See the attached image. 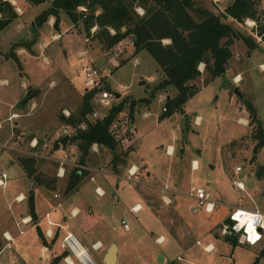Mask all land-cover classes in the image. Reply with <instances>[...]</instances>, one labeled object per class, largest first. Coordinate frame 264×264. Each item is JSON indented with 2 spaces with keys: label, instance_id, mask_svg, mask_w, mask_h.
I'll list each match as a JSON object with an SVG mask.
<instances>
[{
  "label": "rangeland",
  "instance_id": "374dc122",
  "mask_svg": "<svg viewBox=\"0 0 264 264\" xmlns=\"http://www.w3.org/2000/svg\"><path fill=\"white\" fill-rule=\"evenodd\" d=\"M9 2L17 16L0 30V144L7 147L3 149L0 146V171L6 175L4 185L0 186V222L11 226L10 212L29 214L26 195L31 184L12 159V154L15 159L19 156L33 157L39 168L48 162L47 171L53 170L54 162L46 160V152L41 154L43 157H38L17 148L27 147L32 137L36 139L37 146L42 147L46 143L47 148L53 147V141L60 137L64 126L60 120L62 111L66 110L70 114L80 108L81 94L85 88L83 69L91 65L103 76L106 89L119 95L112 103L123 97L127 102L130 99L135 101L131 114H128L126 103L118 115L125 117L130 126L133 122L137 126L136 131L132 132L133 142L126 146L114 164L124 165L126 149L133 148L135 143L136 156L129 162L139 158L150 171L149 176H143V179L151 182V185L140 184L136 169L132 180H126V169L131 166L127 164L124 169L120 168L122 178L116 180L115 177L96 176L94 181L81 184L72 195V204L85 215H90L86 214V208L90 207L93 215L101 216V222L94 228V233L104 242L110 241L118 248L117 264H128L124 255L127 258L133 256L135 264H251L264 245V239L253 245H231L224 239L209 235L212 229L219 231L220 221H224L231 206L264 212V171L259 173V167L264 166V141L254 154L252 146L255 142V126L248 124V113L240 99L232 93L233 87L223 80L218 82L221 76L209 80L202 65H198L200 75L192 81L198 89L196 93L185 101L182 111H172L160 118L166 97L173 96L175 90L167 86L151 91L162 74L145 50L133 55L128 37L106 50L82 32L80 22L73 24L61 11L57 30L52 27V17H49L38 28V34L34 35L30 29L31 21L48 5L49 0L40 5H31L24 0ZM193 2L221 15L231 0ZM257 8L264 23V0H258ZM221 20L230 23L239 33L254 38L256 25L253 21L245 19L238 23L229 17H221ZM29 40L34 41L29 49L21 46ZM261 40L255 41L264 49V37ZM233 42L236 48L243 49L244 44L240 40L235 39ZM14 44L18 46L14 47ZM255 50L253 56L264 60V54L261 53L263 50ZM9 52L15 54L18 64ZM242 57L240 51L239 59ZM247 61L248 65L253 66L252 73L260 76V83L248 72L238 84L241 91L236 89L242 99L252 103L264 137V71L254 58L250 57ZM225 75L229 76V73L225 72ZM34 90L38 92L22 103V99ZM90 103L92 105L91 100ZM243 118L246 119L245 123ZM13 120H18L19 125L12 124ZM130 126L124 136L117 139L116 147L121 148L120 141L128 137L132 128ZM169 146L173 150L168 155L165 150H169ZM33 150L37 152L40 148H28V151ZM55 155H60V152L56 151ZM92 158L89 159L93 165H108L105 161ZM193 160L196 161L195 169ZM236 166L240 170L233 173ZM71 168L67 167L65 174ZM233 179L239 180L244 190L233 186ZM95 187H99L102 193L98 194ZM198 188H202L215 203L210 213H205L197 201L188 195ZM36 191V195L33 191L32 196L34 198L35 195L37 199L36 210L42 212L44 208H49L48 196L43 189ZM17 192L24 194V199H20L22 201L11 200ZM61 201L63 207L68 198L63 200L62 195ZM135 203L139 204L138 208L130 210ZM163 215H167L168 222L163 221ZM120 217L127 221L126 231L119 227ZM177 223L178 237L183 238L184 231L187 233L185 239L189 246L185 252L167 229L168 226L172 230ZM154 235L162 239L156 242ZM195 240L200 245H195ZM208 242L214 247L211 252L202 249V245ZM55 243L54 240L52 246ZM1 244L3 247V240ZM51 252L54 255L61 253L57 244L56 250ZM10 254L11 249H2L0 261H7ZM12 255L11 261L14 264H23L18 255ZM161 255L164 261L158 262ZM176 255L183 259L175 260ZM257 264H264V255L258 257Z\"/></svg>",
  "mask_w": 264,
  "mask_h": 264
},
{
  "label": "trees",
  "instance_id": "16d2710c",
  "mask_svg": "<svg viewBox=\"0 0 264 264\" xmlns=\"http://www.w3.org/2000/svg\"><path fill=\"white\" fill-rule=\"evenodd\" d=\"M24 1L31 5H38L45 0ZM257 6L258 0H231L224 7L221 15H216L195 5L193 0H49L48 5L40 10L31 21L30 29L34 35H37L38 28L47 18L52 17L51 25L57 30L61 11L73 24L80 22L82 32L87 37L95 39L106 50L128 37L133 48L132 54L135 55L140 50H145L155 61L162 74L161 79L151 91L164 89L167 86H171L175 90L172 97L165 99L164 110L159 116L161 118L172 111H182L181 107L185 101L196 93L198 89L192 81L200 75L198 65H202L209 80H212L224 73L227 60L231 56L230 46L235 39L244 44L246 52L258 47L253 37L239 33L230 23L221 20V17H229L240 23L249 19L256 25L254 29L256 35L263 38L264 23ZM136 7L142 10L141 15L136 13ZM16 16L17 13L9 0H0V30ZM92 28L93 30L90 32ZM163 40H165L164 43ZM33 42V40H29L21 46L29 49ZM13 46L17 47L18 44ZM9 54L18 64L15 54L13 52H9ZM91 94L92 91L83 90L79 110L76 113H70L68 117L61 116L60 120L63 124L75 127L85 120V114L91 110ZM238 98L248 113V124L255 126L253 136L255 142L252 146V151L255 154L264 141L262 127L252 103L247 99H242L241 96ZM141 100L144 99H138V101ZM126 103L128 114H131L135 101L130 99L127 102L123 97L112 103L101 121L87 122L83 130L76 129L69 138L65 136L57 138L53 141V148L56 147L57 142L65 144L68 141V143L75 144L79 151V162H83L92 143L113 151L117 142L109 135L107 128L114 117L123 111ZM116 158L114 155L112 164ZM15 160L33 184L42 185L47 189L53 188L54 177L37 171L33 157L19 156ZM259 169V173L262 174L264 166H260ZM259 173H257L258 176H260ZM78 179L79 173L74 168L69 172L65 192L72 190ZM26 200L30 219H34L31 190L28 191ZM35 232L38 242L50 249L55 240L54 237L46 240L38 227H35ZM1 238L0 235V249L3 240ZM224 239L231 245L237 243L236 238L231 234L225 235ZM262 255H264V245L251 264H257L258 257ZM63 256H65V252L58 255L51 252L49 264H57Z\"/></svg>",
  "mask_w": 264,
  "mask_h": 264
},
{
  "label": "crops",
  "instance_id": "0c3cea01",
  "mask_svg": "<svg viewBox=\"0 0 264 264\" xmlns=\"http://www.w3.org/2000/svg\"><path fill=\"white\" fill-rule=\"evenodd\" d=\"M40 5V4H38ZM53 20V19H52ZM248 21V20H247ZM57 36V34H56ZM258 38V37H257ZM258 41H262L261 38L257 39ZM243 49L241 48V50H239V48H236V43L233 42L232 45L230 46V51H231V56L230 58L227 60V64H226V68L225 71L223 73V75L218 79L219 80H223V82L225 81L226 83H229V86L231 87H237L240 91L241 88L238 84H240V81L242 80V78L244 76H246V74L248 72H253V66L252 65H248V59L250 57L254 58V60L258 61L257 65L258 66H262V72L264 71V60L263 59H258L257 57L253 56V50L246 52L245 46H242ZM260 50H263L259 45L256 48L255 51L259 52ZM240 51L243 53V57L242 59H239V54ZM263 52H261L262 54H264ZM260 54V53H259ZM225 72L229 73V76L225 75ZM253 77L256 81H258L260 79V76H257L256 74L252 73ZM225 78V79H224ZM260 81V80H259ZM258 81V83H260ZM244 88V87H243ZM172 97L171 96H168ZM167 98V97H166ZM12 114V112L10 113ZM245 123L246 119L243 118L242 119ZM133 121V120H132ZM12 124H16L17 126L19 125L18 120H13L11 121ZM132 127L130 132L128 133V137L124 138L123 140L120 141V147H116L115 151L116 152H112L111 150H109L106 147H100L99 145L97 146V150L96 152L94 151H90L87 153L86 157L84 158L83 162H79L78 161V156L76 151L73 150L72 144L71 143H65V144H57L55 148H47V144H46V148L41 147V146H37L40 148V150H38L39 155L42 154L43 152H46L47 155L46 160L48 161H52L54 162V167L53 170L50 169L49 172L46 169V166L49 165L48 162H45L46 165L44 167L39 168L37 163H35V168L37 171L41 172L42 174L46 175V176H51L54 177V184H53V188L52 189H47L42 185L39 184H33L31 179L29 177H27L24 174L23 169L21 168V166L16 162L15 158H14V153L12 154V159L16 162V164L21 168L22 170V174L24 176H26L31 184L30 190L36 195V190L37 189H43L46 191L47 196H48V203H49V208H44V210L42 212H38V203H37V199L33 198V205H34V214H35V218L34 219H30V215L27 214V212H23V214H21L20 212L15 211V214H13L12 212H10V218H11V226L5 225L3 222H0V235L4 241V243L6 242L5 239L3 238V236H7L12 238V243L10 244V248L12 250V254L18 255V257L20 258V260L22 261L23 264H38L37 261L39 262V264H49V257L51 256V250H56V244L59 241V239L63 236V234L65 232H72L78 239H80L82 242V244L84 245V247H86L88 249V251L90 252V254L93 256V258L96 260V262L98 264L103 263V256L108 248V246L112 243V242H104L103 239L100 238L99 235H97V233H94L95 231V227L96 225H98L101 222V216L93 215L92 210L90 207L86 208V214H90V215H85V213L81 212V210L74 204H72L71 198L72 195L77 192V190L79 189L80 185L83 184L86 181L91 182L90 180H88V176L91 175L92 173L84 170L83 168L80 169V171L77 173H79V179L78 182L75 184L74 188L68 192H65V185H66V181L69 175V171H71L74 168H71L69 166H73V165H79L81 167H89L91 169H95L98 167H101L103 169V173L101 174H96L94 175V178L96 176H110V177H115L116 180L122 178V174H121V169L127 167L128 165L133 166L134 169H136V177L140 180V184H146V185H151V182H145L143 179V176L148 177L150 174V171L148 170L146 164L141 160V159H137L135 162H129L130 159H132V157L136 156V153L134 152V148H135V143L132 145L133 148H128L126 149V155H125V164L121 165V164H112V158L114 157V154L116 155L117 158H119L120 156H122V151L125 150L126 146L129 145L133 139V131H136V123H132L131 124ZM132 133V135H131ZM118 145V144H117ZM12 148V147H11ZM28 148L30 147H18L17 149H19L22 152H29ZM169 150H165L166 154H171L172 152V147L169 146L168 147ZM7 150V149H6ZM58 151L60 152V155H55V152ZM168 154V155H169ZM64 155H66V161L67 163L62 164V166H60L62 168V175L60 174H56V170L59 167V160L64 158ZM90 157H93L92 159H98L100 161H105L106 163H108V165H101V166H97L99 163L93 165L90 162ZM129 162V163H128ZM128 164V165H127ZM71 168L69 169V171L65 174V169L66 168ZM121 168V169H120ZM193 168H196V161L193 160ZM193 169V170H194ZM52 170V171H51ZM238 171H234L233 169V173H236ZM135 176V175H134ZM176 177V176H175ZM94 181V179H93ZM243 186V185H242ZM29 190V191H30ZM244 190V186L243 189ZM241 190V191H242ZM56 193L58 194L57 198H54L52 195ZM63 195V200L66 198H68V202L62 207V201H61V197ZM18 196V199L21 198L22 200L24 199V194L22 192H17L16 194L13 195L11 200H18L15 197ZM20 200V201H22ZM59 202L60 206L57 207L55 204ZM10 203V202H9ZM9 203L7 204V208H9ZM135 205H138V203H135ZM214 209V208H213ZM245 209H250V208H245ZM155 213H158L157 211H154ZM173 214L175 215V212L172 209ZM162 214V213H161ZM160 214V215H161ZM159 215V216H160ZM20 217V218H19ZM167 217V215H166ZM166 217L163 215L164 220L163 221H167L168 219H166ZM19 218V219H18ZM24 219L23 222H20V219ZM176 218V215H175ZM0 221H2L0 219ZM177 221V220H176ZM168 222V221H167ZM167 222L166 225H167ZM114 225V224H113ZM35 227H38L39 230L42 232L44 238L46 240H49L50 238L54 237L56 243L51 246L50 249H48L45 246H42L37 239V235L35 232ZM168 232L170 235L173 236L175 242L180 246L181 250H183V252H185L188 248V241H186V231H184L183 234V238H179L178 237V223L173 227L172 230H170L167 226ZM122 230V229H121ZM19 231H21V233H19ZM124 231V230H123ZM126 231V230H125ZM211 236L214 237H218L221 239H224L225 235H221L218 231V229H212L210 231ZM210 236V237H211ZM154 237H156V235H154ZM157 237H161V236H157ZM162 239V237H161ZM225 240V239H224ZM164 241V239H163ZM198 241V240H195ZM195 245H200V242L198 241V243H195ZM206 244H209L211 249L209 251H205V252H211L213 251L214 247L213 244L211 242H208ZM205 244V245H206ZM203 246V245H202ZM204 251V250H203ZM0 254H1V250H0ZM10 254L8 256V260L7 261H0V264H7L9 261L13 260V255ZM66 257V259H64ZM124 257L128 260V264H135V259L133 258V256H130L129 258L126 257V255H124ZM160 259V260H159ZM183 259V257L176 255L175 256V260H181ZM35 261V262H34ZM164 258L163 256H159L158 257V262H163ZM118 263V248L116 247L115 249V257H114V264ZM57 264H77L75 263L71 257H67V256H63L61 259H59V261L57 262ZM173 264V263H170Z\"/></svg>",
  "mask_w": 264,
  "mask_h": 264
},
{
  "label": "built area",
  "instance_id": "2783aa9c",
  "mask_svg": "<svg viewBox=\"0 0 264 264\" xmlns=\"http://www.w3.org/2000/svg\"><path fill=\"white\" fill-rule=\"evenodd\" d=\"M82 8V7H79ZM139 15L142 14V10L140 8H135ZM253 23V22H252ZM253 30V28H252ZM254 38L256 40L259 39V36L256 35L254 32ZM129 43L131 44V40L129 39ZM262 67V66H259ZM83 84L84 89L88 91H92L91 94V110L85 114V120L81 121L77 126H71L69 124H64L61 130L60 137H67L69 138L76 129L83 130L86 127V123H93L95 121H101L106 113L107 110L112 105V102L116 99L114 93L108 91L106 89L107 84L103 82V76L98 72V70L91 65H86L83 69ZM164 110V109H162ZM122 113V112H119ZM119 113L114 117V119L110 122L107 132L109 135L117 141V139H121V135L124 134L129 130V123L126 121L125 117L118 116ZM13 116V115H12ZM63 117H68L69 113L66 110L62 111ZM118 133V134H117ZM58 137V138H60ZM62 144L61 142H57V144ZM68 143V141H66ZM73 150L76 152L78 148L75 144L71 143ZM27 145L34 149L37 147V141L34 137L30 138ZM96 143H92L89 146L88 150L96 151ZM3 149L7 148L5 145H1ZM42 147H46V143L42 144ZM28 153L32 155H36L38 157H43V155H39L38 151L35 152L29 151ZM59 167L56 170V174L62 175V164L67 163L66 155L64 158L59 160ZM77 167V171L79 172L80 169L87 170L92 174L88 176V180L93 181L94 175L103 173V169L101 167L91 169L89 167H81L79 165H73ZM240 168L236 166L234 171H239ZM135 175V169L133 166H129L126 169V175L124 178L126 180H132V177ZM5 173L0 171V186L4 185L5 182ZM231 184L235 186L237 189L242 190L243 186L239 180L233 179ZM95 191L98 194L102 193L99 187H95ZM190 197H193L197 201V205L201 206L205 213H210L215 203L209 199L208 194L202 189L198 188L188 193ZM54 198L58 197V194L54 193L52 195ZM18 199V196L15 197ZM19 198L18 200H20ZM57 207L60 206V203L57 202L55 204ZM138 208V205H133L130 210L135 211ZM24 219H20V222H23ZM119 227L122 230H127L128 225L127 221L124 217H120L119 219ZM219 232L222 235H229L231 234L236 238L237 243L246 244V245H253L256 244L264 239V212L259 211L257 209H245L239 206H231L228 209L227 215L224 218V221H220V228ZM21 233V231H19ZM5 239V243L1 248H10V244L12 243V238L3 236ZM156 242L161 240V237H156L154 239ZM198 243V241H195ZM57 248L61 252H65V256L71 257V259L77 264H98L93 256L90 254L88 249L84 247V245L80 242V240L72 233V232H65L63 236L59 239L57 243ZM202 249L204 251H209L211 249L209 244L203 245ZM66 259V257L64 258ZM7 264H14L13 261H9Z\"/></svg>",
  "mask_w": 264,
  "mask_h": 264
},
{
  "label": "water",
  "instance_id": "95a60500",
  "mask_svg": "<svg viewBox=\"0 0 264 264\" xmlns=\"http://www.w3.org/2000/svg\"><path fill=\"white\" fill-rule=\"evenodd\" d=\"M37 92H38V90H34L30 95H28L27 97H25L24 99H22L21 102L22 103L25 102L27 99H29L30 97H32L33 95H35ZM232 93L234 95H236L237 97L240 96V94L237 91L236 87H233ZM114 96L116 98H118L119 95L117 93H115ZM115 249H116V247H115V245L113 243H111L108 246V248H107V250H106V252H105V254L103 256V259H102L104 264H114Z\"/></svg>",
  "mask_w": 264,
  "mask_h": 264
}]
</instances>
